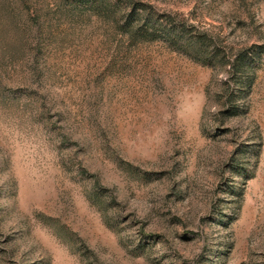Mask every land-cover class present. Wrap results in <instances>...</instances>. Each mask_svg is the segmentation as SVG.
I'll return each instance as SVG.
<instances>
[{
  "label": "rangeland",
  "instance_id": "1",
  "mask_svg": "<svg viewBox=\"0 0 264 264\" xmlns=\"http://www.w3.org/2000/svg\"><path fill=\"white\" fill-rule=\"evenodd\" d=\"M0 264H264V0H0Z\"/></svg>",
  "mask_w": 264,
  "mask_h": 264
},
{
  "label": "trees",
  "instance_id": "2",
  "mask_svg": "<svg viewBox=\"0 0 264 264\" xmlns=\"http://www.w3.org/2000/svg\"><path fill=\"white\" fill-rule=\"evenodd\" d=\"M130 16H136V10L135 9H132V11H131V13H130ZM173 35V34H172ZM204 45L202 44V42H201V40H199V41H197L196 43H195V47L194 48H196V50L199 52V54L202 56V57H204V58H206V59H209L210 58V54L209 53H207V49L206 50H203V47Z\"/></svg>",
  "mask_w": 264,
  "mask_h": 264
}]
</instances>
